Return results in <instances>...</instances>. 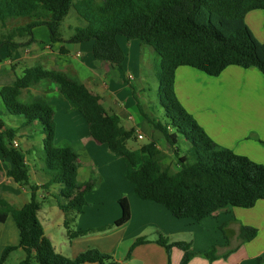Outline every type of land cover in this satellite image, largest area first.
<instances>
[{"label": "trees", "instance_id": "16d2710c", "mask_svg": "<svg viewBox=\"0 0 264 264\" xmlns=\"http://www.w3.org/2000/svg\"><path fill=\"white\" fill-rule=\"evenodd\" d=\"M254 10H264V0H0V25L5 26L10 19L30 20L24 27L3 36L0 48L27 47L35 42L34 29L45 26L52 43L93 42L95 60L119 69H123L126 59L119 36L138 41L155 52L160 60L155 74L165 124L144 112L135 90L134 98L144 119L162 134L179 165L177 172L164 168L161 164L164 154L155 141L130 149L128 142L136 139V130L125 129L120 117L109 114L101 98L77 78L40 65L26 69L22 77L1 89L0 98L9 115L23 118L21 127L40 123L44 135L43 170L48 180L41 186L31 184L26 156L14 145L17 130L2 129L0 123V150L13 164L6 176L31 191L30 202L21 208H14L0 194V223L11 215L20 234L18 246L3 250L0 264L17 249L25 253L19 264H120L113 256L95 248L76 258H68L58 253L45 235L38 217L41 210L38 191L48 192L54 185L61 186V199L56 202L65 216L64 227L69 241L106 228L73 229L75 218L88 205L86 195L95 188L96 182L79 183V155L75 145L56 142L55 110L50 101L41 96L33 97L30 102L22 101L25 90L44 80L54 83L61 97L83 116L95 142L122 157L126 164V180L140 200L164 206L176 219L198 223L219 210L250 209L264 200V165L215 143L181 105L175 92L176 71L184 66L211 77L219 76L230 66L257 68L264 75V44L256 39L245 21L246 15ZM71 11L84 25L76 27L65 39L62 29ZM16 38L20 41L16 42ZM61 53L66 54L67 50L62 47ZM182 140L190 144L184 156H180L179 142ZM1 188L0 185V192ZM119 204L122 215L114 227L125 225L132 215L127 198L121 199ZM257 235L254 227L240 228L242 244ZM148 243L146 238L136 239L127 259L137 246ZM156 243L168 251L181 250V264H190L200 255L187 242H170L160 236ZM217 253L214 245L202 255L214 262L219 258Z\"/></svg>", "mask_w": 264, "mask_h": 264}, {"label": "crops", "instance_id": "0c3cea01", "mask_svg": "<svg viewBox=\"0 0 264 264\" xmlns=\"http://www.w3.org/2000/svg\"><path fill=\"white\" fill-rule=\"evenodd\" d=\"M245 21L256 39L264 44V10L249 12ZM42 27L46 29H41L40 32L39 27L34 29L35 42L29 46L0 48V91L22 77L26 69L40 65L47 70L65 72L80 80L92 94L101 98V103L109 114L120 117L125 129L136 130V137L143 136L138 128L144 125L159 132L144 119L134 98L135 90L144 112L153 118L148 112L153 105L149 93L152 92L151 84H158V80L155 65L151 69L150 64L143 60V55H153L155 52L138 41H128L124 36H119L118 42L126 55L123 69H119L95 60L93 42L52 43L47 27L40 26ZM62 47L67 50L66 54L61 53ZM25 92L32 95L30 97L41 96L50 101L55 110L56 142L75 145L79 155V183L91 180L96 182L95 188L86 195L88 205L75 218L73 229L92 231L106 228L69 241L64 227V215L58 216L56 224H46L39 219L45 235L58 253L73 259L88 249L95 248L113 256L120 264H181V250L173 248L168 251L156 243L163 236L170 242L191 244L192 249L200 255L194 257L190 264H264V200L258 201L250 209L230 207L219 210L199 223L191 219H176L164 206L140 200L134 188L123 185L126 164L122 157L93 140L86 120L61 97L54 83L44 80L25 90L22 98ZM175 92L181 105L215 143L264 165V75L261 71L257 68L230 66L219 76L211 77L184 66L176 71ZM0 123L3 125L2 129H16L17 134L22 131L21 136L27 137L26 152L33 153L35 146L30 130L32 126H36L42 134L39 122L21 128L7 127L2 120ZM43 139L42 134L39 141L42 143ZM22 140L23 138L17 137L14 140L21 150ZM26 162L31 184L41 186L46 183L48 177L43 170L44 164L41 162L40 165L30 166L28 158ZM0 165V173L5 176L13 167L10 158L4 157L1 150ZM7 179L6 185L1 188L3 199L14 208H21L29 203L30 189L14 183L8 177ZM0 185L3 184L0 182ZM52 189L53 186L48 192L43 191L44 200L51 201ZM41 192L42 190L38 191V194ZM123 198H127L130 204L131 219L121 227H114L113 224L122 215L119 201ZM53 204L57 206L56 201ZM0 225L1 259L6 247L19 245L20 234L11 215ZM242 226L256 228V238L242 244L239 238ZM56 227L61 230L63 237H59L58 233L56 236ZM138 238H146L150 243L137 246L127 259L131 246ZM214 245L217 246L219 258L210 262L202 254ZM24 257L23 250L17 249L4 264H9L13 258L15 264H19Z\"/></svg>", "mask_w": 264, "mask_h": 264}, {"label": "rangeland", "instance_id": "374dc122", "mask_svg": "<svg viewBox=\"0 0 264 264\" xmlns=\"http://www.w3.org/2000/svg\"><path fill=\"white\" fill-rule=\"evenodd\" d=\"M30 22L29 19H10L6 23L5 26L0 25V39L3 38V36L8 35L11 33L16 28L19 27H24ZM84 22L79 19L74 11H71L70 15L65 19L64 26L62 29V34L65 39H68L70 35L73 33L74 29L78 26H83ZM41 29H46L44 27L38 29L40 32ZM42 33V32H41ZM25 40V39H24ZM23 40V41H24ZM16 42H19L20 39L16 38ZM149 48V47H148ZM143 60L145 62H148L150 64L151 69H153V65H155V70L158 68L159 65V57L157 54L150 55L149 53H145L143 55ZM132 89V88H130ZM151 90L152 92L149 93L151 100L153 101V105L148 110L150 112L151 116L154 119H157L160 121L162 124H165V118H164V110L160 105V92L158 90V84H151ZM32 95L28 94V92L24 93V98H21L22 101L24 102H30L33 97H30ZM137 115H139L138 110L136 109ZM0 119L3 121L5 126L10 127V128H21L22 123H23V118L20 116H11L6 112L5 106L0 98ZM0 120V121H1ZM142 121V120H141ZM41 127V126H40ZM149 126H142L141 128H138L139 132L143 134V138L139 139L136 137L134 140H130L128 142V147L132 150L138 149L141 146L148 144L152 141H155L158 145V147L162 150L164 157L161 161V164L164 168H168L172 172H177L179 170V165L177 158L174 156L173 150L166 144L162 134L160 132H156L148 128ZM150 129V130H149ZM33 134V145L35 146V150L33 151L32 154H28L26 152V140L27 137H22V131L18 132L16 135L17 138H23L22 140V150L26 156V158L29 159L30 166H37L40 165L42 162L44 164L45 162V154L42 150V143L39 141L40 136L42 135L40 131H38L36 126H32L30 130ZM7 142V140H6ZM179 147L181 148V155L184 156L186 154V151L190 148V144L185 142V141H180L179 142ZM125 164V163H124ZM31 168V167H30ZM8 181L7 177L4 174L0 173V182L3 184L1 185L4 187L6 185V182ZM123 185H128L131 188L133 186L126 180V178H123ZM53 194L51 197V201H46L42 198L43 191L38 194V200L41 203V212L39 213V219L42 222H45L46 224H56L58 221V216H62L63 213L60 211V209L53 204L54 201H57V199H61V186L60 185H54L53 186ZM1 196H3L2 191L0 192ZM30 195V193H29ZM0 225V229H1ZM62 232L65 233V231L62 230ZM57 233L59 234V237H63L60 233L61 230L56 227L55 229V234L57 236ZM58 237V238H59ZM64 239V238H63ZM9 264H15V258L12 259V261ZM37 264V263H34Z\"/></svg>", "mask_w": 264, "mask_h": 264}, {"label": "built area", "instance_id": "2783aa9c", "mask_svg": "<svg viewBox=\"0 0 264 264\" xmlns=\"http://www.w3.org/2000/svg\"><path fill=\"white\" fill-rule=\"evenodd\" d=\"M1 125V124H0ZM139 139H142L143 138V136L142 135H138L137 136ZM14 145L17 147V145L14 143Z\"/></svg>", "mask_w": 264, "mask_h": 264}, {"label": "water", "instance_id": "95a60500", "mask_svg": "<svg viewBox=\"0 0 264 264\" xmlns=\"http://www.w3.org/2000/svg\"><path fill=\"white\" fill-rule=\"evenodd\" d=\"M86 264H89V263H86ZM93 264H98V263H93Z\"/></svg>", "mask_w": 264, "mask_h": 264}]
</instances>
